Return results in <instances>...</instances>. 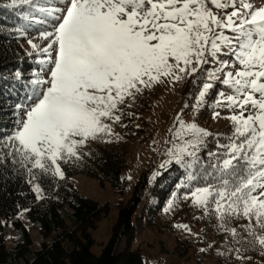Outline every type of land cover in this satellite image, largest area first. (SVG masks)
<instances>
[{
	"label": "snow or ice",
	"instance_id": "6c2138e0",
	"mask_svg": "<svg viewBox=\"0 0 264 264\" xmlns=\"http://www.w3.org/2000/svg\"><path fill=\"white\" fill-rule=\"evenodd\" d=\"M0 7L28 22L15 31L38 65L23 96L0 74V178L9 166L23 170L43 199L41 184L63 180L62 164L88 154L90 141L119 139L113 124L127 127L122 121L138 97L191 81L192 103L169 129L161 168L183 169L182 196L200 211L195 218L216 219L225 240L219 256L242 264L250 252L264 257V0H10ZM190 107L210 108L214 119L226 111L230 131L186 122ZM9 110L14 119L5 120Z\"/></svg>",
	"mask_w": 264,
	"mask_h": 264
},
{
	"label": "trees",
	"instance_id": "16d2710c",
	"mask_svg": "<svg viewBox=\"0 0 264 264\" xmlns=\"http://www.w3.org/2000/svg\"><path fill=\"white\" fill-rule=\"evenodd\" d=\"M10 3V0H0V5ZM23 11V9H20ZM25 24L17 16V10L0 7V74L8 76L7 84L15 85L16 92L24 95V85L29 82L35 62L27 60L19 52L16 27ZM20 72L21 78H16ZM193 90L191 81L183 86L182 94L186 102L189 92ZM13 95L8 100L15 101ZM8 101H5L7 104ZM150 101L146 96L133 103L137 110L145 112L150 108ZM184 109V108H183ZM208 109H201L205 115ZM125 116L122 127L118 123L119 139L111 138L110 142H89L90 148L82 149L88 153L82 158L62 164L65 178L48 177L41 184L43 199H38L31 184L27 182L23 170L8 167L3 178H0V264H147V260L139 247L134 246L137 235L145 229L157 230L165 227L161 222V214L168 207L169 201L177 197L175 205L183 208L185 200L182 193L186 191L180 185L184 182L183 169L175 164L159 168L149 181L144 172L135 186L132 194L126 199H120L115 205L116 218L111 229L109 240L100 245L98 254L92 252L95 242L89 231L95 230L99 223L108 216L109 204H100L81 195L72 185L71 178L75 175H84L97 179L103 186L109 183L115 192L122 198L126 194V181L122 178V171L127 167L129 159V144L134 138L144 141V128L135 126L134 112ZM192 111L185 109L184 113ZM14 119L11 110L4 115L5 120ZM6 127H11L7 124ZM218 133V132H212ZM174 205V206H175ZM27 209V211H25ZM24 214L28 223L35 227L41 238L38 249L32 250V240L29 232L19 219ZM196 214L188 221V226L194 232L192 238L187 236L175 240L171 254L176 264H201L206 257L213 256L216 264H242L234 258L225 259L217 254L225 243L224 235L218 234L215 225L216 219H196ZM175 217V214L173 215ZM11 225L17 235V241L12 248L6 243L5 233ZM197 235L203 237L198 240ZM123 246L119 249V245ZM215 241L213 248L200 252V248H207ZM248 255L252 261L243 264H254L264 260L256 252Z\"/></svg>",
	"mask_w": 264,
	"mask_h": 264
},
{
	"label": "rangeland",
	"instance_id": "374dc122",
	"mask_svg": "<svg viewBox=\"0 0 264 264\" xmlns=\"http://www.w3.org/2000/svg\"><path fill=\"white\" fill-rule=\"evenodd\" d=\"M25 23H28L25 21ZM20 26V25H19ZM17 26V27H19ZM16 27V28H17ZM29 37H35L34 43H41L38 35L29 33ZM17 42L19 43V52L27 60L33 59L35 62V55H29L33 50L28 44L27 39L17 35ZM34 69L29 71L32 78L33 71L38 68L35 62ZM20 73V72H19ZM190 82V81H189ZM184 82H177L172 84L158 85L153 91L146 92V96L150 101V108L145 112L136 111V106L130 108L134 112L133 121L135 126L144 128L146 139L139 141L134 138L129 144V159L127 167L122 171V178L126 181V194L121 198L109 184L105 183L101 186L97 179H93L84 175H75L71 178L72 185L84 197L90 198L100 204H109L110 212L97 226L95 230H90L89 233L95 244L92 247V252L98 254L100 245L106 243L111 236V229L115 222L116 210L114 205L120 200H126L133 192L140 176L145 172L147 179L150 181L154 175L161 168V164L167 159L162 153L166 148V141L170 138L169 129L173 126V122L177 113L184 108L186 99L181 93ZM140 99V97H138ZM226 111L221 112V117L214 119L212 110L209 108L205 115L201 112L197 114L194 110L183 114V119L186 122H196L199 126L210 132L227 133L230 131V122L226 117ZM114 133L118 131V123L113 124ZM155 141V144L153 143ZM130 177V179H129ZM35 183V181L33 182ZM33 188V185L31 184ZM36 194V193H35ZM37 195V194H36ZM166 209V208H165ZM165 209L161 214V222L166 223L165 227H160L157 230L145 229L140 235H137L134 241V246L139 247L144 254L147 264H152L155 257H159L157 261L161 264H176L174 256L171 251L174 248L175 240L187 236L192 238V234L186 232L183 228L177 225H188V221L193 217L197 208L193 206L191 199L185 200V205L180 208L175 205L171 211L166 212ZM175 214V217L173 215ZM19 219L29 232L32 240L31 249H38L41 238L38 235L35 227L30 225L22 213ZM190 227V226H189ZM191 228V227H190ZM5 239L7 246L12 248L16 241L17 235L14 228L8 225L6 228ZM124 241L119 245V249L123 246ZM156 261V259H155ZM201 264H216L214 257H206ZM254 264H259L257 261Z\"/></svg>",
	"mask_w": 264,
	"mask_h": 264
},
{
	"label": "crops",
	"instance_id": "0c3cea01",
	"mask_svg": "<svg viewBox=\"0 0 264 264\" xmlns=\"http://www.w3.org/2000/svg\"><path fill=\"white\" fill-rule=\"evenodd\" d=\"M155 259H156V257H155ZM155 259H153L152 264H154L159 259V257H157L156 261H155Z\"/></svg>",
	"mask_w": 264,
	"mask_h": 264
},
{
	"label": "built area",
	"instance_id": "2783aa9c",
	"mask_svg": "<svg viewBox=\"0 0 264 264\" xmlns=\"http://www.w3.org/2000/svg\"><path fill=\"white\" fill-rule=\"evenodd\" d=\"M154 264H161V262L160 261H156Z\"/></svg>",
	"mask_w": 264,
	"mask_h": 264
}]
</instances>
